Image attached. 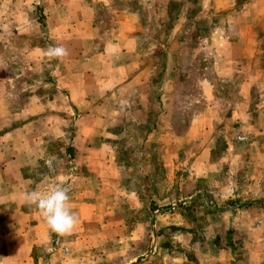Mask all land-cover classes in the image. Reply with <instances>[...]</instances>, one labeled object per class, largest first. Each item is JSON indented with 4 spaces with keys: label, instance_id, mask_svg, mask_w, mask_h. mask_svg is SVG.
I'll return each mask as SVG.
<instances>
[{
    "label": "rangeland",
    "instance_id": "obj_1",
    "mask_svg": "<svg viewBox=\"0 0 264 264\" xmlns=\"http://www.w3.org/2000/svg\"><path fill=\"white\" fill-rule=\"evenodd\" d=\"M56 1L0 0V30L4 26L7 36V47H0V52L8 58L12 92L17 93L18 84L26 98L36 80L40 106L49 99L55 104V147L56 151L59 146L71 148L66 162L72 175L63 184L70 189L78 223L66 236L48 228L45 247H34L31 254L0 256V264H195L199 244L205 246L203 254L217 252V247L228 249L231 264H264V131L260 132L264 128L257 131L256 125L250 126L243 133L239 126L222 122L210 136L206 171L196 164L192 167L193 152L204 148L196 140L180 149L179 158L186 155L180 160L183 164L166 174L160 159L165 145L155 132V112L133 111L143 101L132 105L126 89L114 88L80 103L78 99L84 96L77 94L80 97L70 99L63 88L64 72L52 68L58 65L55 59L43 56L65 27L63 16L53 10ZM217 3L169 0L167 5L171 18L180 7L205 10L199 19H193L195 27L188 33V37H196L206 36L209 25L225 20V9H217L226 1ZM207 9L212 12L210 17ZM73 10L66 13L74 15ZM170 23L169 19L164 26ZM81 26L76 29L81 30ZM260 38L264 48V33ZM189 49L190 41L182 54ZM163 54L157 51L158 57ZM179 61L186 64L187 58L181 56ZM183 68L184 74L171 78L178 83L179 93L172 103L186 114L199 104V97L187 77L190 66ZM159 81H154L156 89ZM217 85L222 98L226 94L224 82L217 80ZM149 92L150 105L154 96L152 90ZM177 118L178 128L183 129L184 118L181 114ZM40 130L46 132L47 128L41 126ZM79 135L88 137L78 143ZM77 174L82 175L78 176L82 182L75 178Z\"/></svg>",
    "mask_w": 264,
    "mask_h": 264
},
{
    "label": "crops",
    "instance_id": "obj_2",
    "mask_svg": "<svg viewBox=\"0 0 264 264\" xmlns=\"http://www.w3.org/2000/svg\"><path fill=\"white\" fill-rule=\"evenodd\" d=\"M168 1L57 0L53 10L63 16L65 27L59 40L53 42L54 46L67 48L69 55L55 60L58 65L52 68L64 72L62 86L70 99L80 97L79 94L84 96L78 99L81 103L86 97L93 100L94 96L106 95L114 88L120 91L124 88L130 104L143 101L133 111L141 109L145 114L154 111L155 132L165 145L160 159L166 174H172L183 164L180 160L186 155L180 159V149L195 144L196 140L204 148L193 152L192 167L196 164L206 171L210 136L222 122L239 126L243 133L250 126L256 125L257 131L264 128V48L260 44L264 33V0L240 3L225 0V6L215 8L225 9V20L209 25L206 36L196 37L195 34L188 37V33L195 27L193 19H199L205 10L200 7L188 11L180 7L171 18ZM72 8L74 15L66 13ZM206 11L210 17L211 10ZM169 19L171 23L166 28L164 24ZM78 24L83 26L81 30L76 29ZM1 27L0 47H7L6 30ZM200 27L197 24V30ZM188 41L190 49L183 55ZM157 51L164 54L158 57ZM181 56L187 58L186 64L179 61ZM184 66H190L187 77L199 97V104L186 114L172 103L179 93L178 83L171 78H178ZM15 75L17 80L20 74ZM12 79L8 74V58L0 52V256L31 254L34 247L47 245L48 227L39 212L23 202V194L44 191L72 175L66 162L71 148L59 146L56 151L55 147L54 102L48 97V102L40 106L36 80L26 98L18 84L17 93L12 92L9 89ZM70 79L73 81L69 82ZM159 79L156 89L154 81ZM217 80L224 82L226 89L222 98ZM150 90L154 97L149 105ZM180 114L186 123L183 129L177 126ZM41 126L47 131L41 132ZM87 137L79 135L76 141L80 143ZM46 160H52L51 166L46 165ZM78 176L82 175L75 176L82 182ZM202 247L205 246L199 244L195 249V264H231L228 249L217 247V252L203 254ZM4 248L8 251H2Z\"/></svg>",
    "mask_w": 264,
    "mask_h": 264
},
{
    "label": "clouds",
    "instance_id": "obj_3",
    "mask_svg": "<svg viewBox=\"0 0 264 264\" xmlns=\"http://www.w3.org/2000/svg\"><path fill=\"white\" fill-rule=\"evenodd\" d=\"M44 55L48 60H61L67 57L69 52L63 46H51ZM45 163L51 166L52 160H46ZM69 191V187L63 183L44 191H25L23 202L39 212L51 232L66 236L72 234L78 223V217L70 203Z\"/></svg>",
    "mask_w": 264,
    "mask_h": 264
},
{
    "label": "water",
    "instance_id": "obj_4",
    "mask_svg": "<svg viewBox=\"0 0 264 264\" xmlns=\"http://www.w3.org/2000/svg\"><path fill=\"white\" fill-rule=\"evenodd\" d=\"M248 202H249V201H247V202H243V203H245V204H246V203H248ZM232 207H233V206H232Z\"/></svg>",
    "mask_w": 264,
    "mask_h": 264
},
{
    "label": "built area",
    "instance_id": "obj_5",
    "mask_svg": "<svg viewBox=\"0 0 264 264\" xmlns=\"http://www.w3.org/2000/svg\"><path fill=\"white\" fill-rule=\"evenodd\" d=\"M239 138H241V137H239Z\"/></svg>",
    "mask_w": 264,
    "mask_h": 264
}]
</instances>
